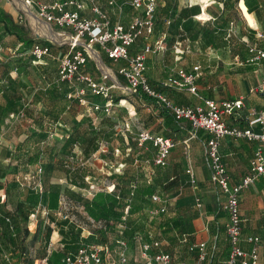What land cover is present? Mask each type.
Masks as SVG:
<instances>
[{"label": "crops", "instance_id": "obj_1", "mask_svg": "<svg viewBox=\"0 0 264 264\" xmlns=\"http://www.w3.org/2000/svg\"><path fill=\"white\" fill-rule=\"evenodd\" d=\"M126 1L128 0H116V3L120 2L119 4L122 6L125 4V9L128 10L129 7H127ZM220 1L178 0V13L184 9H190L189 15L182 19V23L188 29L183 31L180 25L175 28H158L151 38H140L133 47L132 53L142 52L146 45L152 47V51L146 55L148 81L156 91L162 93L175 106L189 107L200 105L203 101L201 98H211L218 101L243 99L247 107H256L263 110L264 96L252 94V90L257 87L258 82L264 77V61L249 63L248 60L251 57L250 47L264 49V0H239L236 3H233L232 0H225L226 7ZM95 4L97 5V3ZM164 5L165 0L163 3L160 2L159 7ZM198 7H200V10ZM80 15L86 18H95L92 8L89 9V13L84 9L80 12ZM203 15H207L208 18L202 19ZM199 20L209 23L202 25L199 24ZM175 23L176 18H171L167 24ZM231 24H233L232 27ZM33 25L35 26L34 22ZM49 27L54 31L52 26L49 25ZM33 28L35 30V27ZM231 29L233 33L229 37ZM193 35L196 38H192ZM65 41L66 38L61 43L63 44ZM158 45L161 47L160 49L157 48ZM97 47L89 46V48H86L93 60V67L91 68L92 70L95 69V74L91 70L89 72L92 75L94 74L93 77L97 79L105 75L111 79L112 83L119 80L121 85L126 87L127 83L124 78V82H121L120 77L122 76L119 71L127 63L125 61L114 62L109 60L100 46L97 45ZM99 60L111 74L105 73L99 64ZM196 67L200 68L196 81L200 97L191 95L186 91H179L170 86L172 81L180 79L181 72L195 73L194 69ZM119 91L126 92L125 89ZM130 94L134 97L132 92ZM138 101L148 107L146 110H138L142 114L143 127L140 130H146L155 135H163L171 139L174 137L180 139V141L182 140L180 143L182 153L178 155V161L174 159L176 157L174 154H176L179 146L176 143V147L172 150L166 166L160 167L155 164L152 166L153 174L157 173L153 176L152 182H150L155 191L153 195H159L168 201L167 212L154 216V220H159L156 225L159 232L174 233L175 237L171 240V243L179 242L182 247H188L190 252L196 254L197 258L192 264L197 261L198 252L197 250L191 251V248L194 245L205 244L207 253L206 261L203 263L205 264L209 260V249L212 252L217 250L218 253L223 255L229 247L228 238H225L226 224L228 222L227 213L224 211L226 196L213 183L207 164L205 146L209 135L200 132L196 139L191 140L190 149L186 151L184 141L191 136V126L185 122L170 124L168 118L159 116V110L155 104ZM7 112L10 111L7 110L6 114ZM245 116L246 111H241L234 117L227 116L226 121L230 126L244 128L246 126ZM33 118L27 120L33 121ZM2 125L3 122L0 124V145H3L2 141L10 138L9 135L6 136L2 133ZM44 126L43 124L40 128L47 132L48 127ZM49 126L52 127V125ZM33 129H35L33 125L29 127V136L24 140V143L20 142L17 148L28 147L31 149L44 144L49 146V139L41 142H36L32 139ZM49 129L51 130V128ZM133 140L136 141V138H133ZM258 146L259 144L256 142L242 139L235 140L230 137L221 141L220 152L227 167L231 186L240 185L250 174L251 160L254 158ZM170 159H172L173 163L169 165ZM23 161L27 162L25 155L21 159L17 158L16 163H22ZM4 162V159H0V163ZM54 162L58 164L59 157L55 158ZM69 164L74 166L73 163ZM28 166H35L36 170L40 167L43 168L44 175L40 176L38 181L40 185L33 183V187L30 188L26 197L17 198L13 202H9L11 193L7 191V184L0 179L2 186L0 189V214L6 212L5 209L15 212L20 201H28L25 202L26 206L29 207L31 205L32 212L26 227L29 229L27 238L32 241L31 244L24 245L29 249V252H27L28 258L34 261L35 258L45 257L47 252L52 250L53 254L50 258V264H59V254H63L59 253V248L63 250L65 248L63 242L64 240L67 241L66 233L62 232V234H59V225L57 223L59 222V203L57 208L51 209L49 207V192L51 189L44 188L42 182L46 176V162L42 160L41 163ZM190 169L194 174L195 185L192 184L191 176L188 173ZM70 177L59 172V168H57L51 173L50 184L58 190L60 187L61 195H63L65 187H62V185L64 180L68 181ZM157 182L166 185L167 189L172 191L173 197H169L168 194L162 192L156 193L154 184ZM197 200H200V207L197 206ZM158 207L159 204H157L156 209ZM169 211H173V217L164 218ZM240 212L242 235L243 237H259L261 239L260 264H264V177L258 178L254 184L241 192ZM40 214L42 215L40 216ZM32 215L35 216L33 217ZM46 216L48 220L45 219ZM161 217L164 218L163 221H161ZM176 218L181 219L182 227L186 229V232L180 233L175 229L170 230L171 223ZM53 224H56L58 229L54 230ZM24 238L25 236L23 235V240ZM136 241L139 246L144 242L160 241L162 243L158 238L153 241H145L140 236L136 237ZM225 241L227 245L223 248ZM163 246L162 243V248ZM162 248L161 250L167 253L171 250H163ZM243 248L249 250L250 246L244 243Z\"/></svg>", "mask_w": 264, "mask_h": 264}, {"label": "built area", "instance_id": "obj_2", "mask_svg": "<svg viewBox=\"0 0 264 264\" xmlns=\"http://www.w3.org/2000/svg\"><path fill=\"white\" fill-rule=\"evenodd\" d=\"M30 8H36V16L45 24L57 27L68 42L69 51L61 55L60 66L54 83L73 87L75 92L70 95L79 98L83 102L88 94L100 96L107 99L105 106L95 105V110L102 111L109 116L112 108L116 107L112 97L115 90L125 89L128 92L142 91L148 97L157 101L158 104L166 107L177 122H185L191 126V136L184 141L185 150L189 151L190 142L196 139L200 132L209 135L206 142L207 164L211 172V179L222 193L226 196L224 211L227 213L228 222L226 233L228 236L230 253L227 264H260L261 239L259 237H243L242 219L240 212V194L250 187L255 181L264 177V109L247 107L243 99L218 101L211 98H201L202 104L179 107L173 105L162 93L156 91L149 83L147 77L146 55L152 51L150 45H146L142 52L132 53L133 47L143 36L152 37L155 29V18L159 9V0H128L126 4L138 13L133 17L127 26L121 22L111 23L108 14L95 3L92 6V13L95 18H86L80 15L85 5L79 0L59 1L53 4H42L25 0ZM94 2L95 0H90ZM109 6L116 7V0H109ZM122 12V7L119 9ZM233 24H231V27ZM233 33L230 30L229 37ZM99 45L101 50L109 59L114 62L125 61L127 65L120 69L119 74L125 79L127 85L123 87L117 82L106 84L108 76L95 78L88 70L91 56L86 48ZM62 46V45H61ZM161 47L158 45L157 47ZM51 45L34 44L31 50L34 64H41L52 56ZM251 57L249 63L264 61V49L250 47ZM200 68L194 69L195 73H180V79L170 83L171 87L179 91L199 96L196 85ZM252 94L264 96V77L258 82ZM246 111V126L239 128L230 126L226 117H234L238 112ZM235 140H247L259 144L254 158L251 160L250 174L238 186H231L230 177L226 164L223 161L220 145L225 138ZM138 146L144 148L146 144L152 143L157 149L154 157L156 166L167 165L176 142L163 135H155L149 131L141 130L136 138ZM42 174L43 168L38 169ZM191 182L196 184L194 174L190 169ZM38 186L40 183H37ZM115 191V185L113 190ZM96 195V194H95ZM151 201L159 204L152 214L158 216L164 214L168 209V201L159 195H152ZM198 207L201 206L197 200ZM33 217L35 215H32ZM31 216V217H32ZM62 217V213H58ZM65 219H67L65 217ZM53 229H58L53 224ZM246 243L249 250L243 248ZM64 248V247H63ZM162 243L153 241L144 242L140 246V259L142 264H172V257L169 253L161 250ZM198 251V259L194 264H203L206 261V245H194L191 251ZM52 250L47 252L43 258H35L33 264H50ZM3 258L10 261V255L3 253ZM62 264H130L129 244L126 240H117L116 246L111 244H95L81 242L78 248L61 255Z\"/></svg>", "mask_w": 264, "mask_h": 264}, {"label": "rangeland", "instance_id": "obj_3", "mask_svg": "<svg viewBox=\"0 0 264 264\" xmlns=\"http://www.w3.org/2000/svg\"><path fill=\"white\" fill-rule=\"evenodd\" d=\"M36 3L42 4H53L61 0H30ZM85 5V11L89 13V9L92 8L94 3H97L103 11H105L111 23L121 22L125 26L132 20L133 17L137 16V12H130L125 9V4H117L116 7H111L108 4V0H79ZM261 1V0H259ZM21 2H23L21 0ZM164 2V0H160ZM255 3V1H254ZM122 7V12L120 8ZM0 9L6 11V13L12 17L15 25L24 29V33L27 38L34 40L45 45H53L51 50L52 56L47 58L41 64H29L31 56V47H25L16 41V38L6 36L4 34L3 25H0V63L11 62V76L19 83L20 95L23 99L18 102V107L22 111L21 114H15L7 112L3 120L2 133L6 136H10L9 140L5 139L2 141L3 145H0V159H4V163H0V179L7 185V191L11 193L10 201H14L17 198L22 199L29 193L33 183L37 184L40 180L39 177L44 175L39 174L38 169L34 166H28L26 161L22 163H16L17 158L21 159L23 155H27V151H33L36 148H17V145L29 136V127L34 126L35 131L39 134V131H44V137H48L49 147L57 146L62 147L67 138L73 133V127H78L82 133H84V140L92 138L99 130V127H105L106 134L102 137L100 142V150L93 155L90 159L86 160L83 156L81 148H78L72 153H63L61 159L73 163L74 166L79 169L84 168L87 172V177L84 180L83 188L74 186L71 181L64 180L62 187H65L63 195L59 201V212L62 213V217H59V234L66 233L67 241L64 240L65 248L59 253L65 251L75 250L81 242L102 244L98 238V232L106 229L109 235V242L112 246H116L117 240H126L124 237L125 230L130 226V229L135 230L136 237L140 236L145 241H153L160 239L163 243V250H170L169 253L172 255L173 264H192L197 258L195 253L189 251L188 247H182L179 242L171 243L174 239V233L159 232L156 222L154 220L152 212L156 209L157 204L152 203L149 200H145L143 203V210L136 216L130 217L126 212L123 214V218L113 219L109 224L105 221L95 222L89 217L84 207L74 200H71L65 191L69 193L80 194L85 199H92L95 194L99 192L110 193L113 190L115 180L112 179L113 174H122L125 171L138 172L142 180H146L149 183L152 182L154 170L152 169V162L149 157L141 160V151L134 149L130 146L129 137L137 138L136 135L142 129V114L138 110H146L147 106L140 103L134 97L131 96L130 92H121L115 90L113 97L119 98L120 102L116 107L112 108V112L109 116L105 115V121H102V111L95 110V105L103 106L104 102L99 101L93 103L92 100H84L80 102L74 111H69L66 108L68 102L55 101L57 90L52 91L53 81L55 76L58 74L60 66L61 54L66 53L68 49V42L65 41L60 44L48 37L38 36L33 28V20L29 17L25 11L23 12L20 6L15 0H0ZM36 8H31L33 15H36ZM34 15V16H35ZM36 17V16H35ZM209 22L200 21L199 24L205 25ZM55 32H61L57 27L52 26ZM144 38H151L143 36ZM63 48H59V46ZM94 48H98L97 45H93ZM52 48V47H51ZM101 51V50H100ZM102 52V51H101ZM17 59H23L21 63L17 62ZM107 63L106 61H104ZM93 60L91 59L88 64L89 71L95 74V69L92 70ZM4 68H0V102L3 101V89L7 87V82L3 76ZM93 74V75H94ZM111 79L108 77L106 84L110 85ZM59 87V86H58ZM58 87L56 89H58ZM61 87V86H60ZM56 105L58 110L63 111V118L54 126L50 127V123L47 119H44L45 110L50 111ZM30 109V112L34 115L33 121L27 120L25 116V110ZM42 113V114H41ZM42 116V118H41ZM27 121V122H26ZM36 121V122H34ZM48 127L45 130L40 128L41 125ZM112 126V127H111ZM51 128V130L49 129ZM112 128V129H111ZM44 139V138H43ZM172 139L179 145L176 150V161L179 160L178 155L182 153L180 139L172 137ZM43 148L46 144L42 145ZM173 155V156H174ZM172 158V157H171ZM170 159L169 165L172 164ZM123 165V166H122ZM171 167V166H170ZM66 174L65 172H61ZM167 173V172H166ZM77 181L82 183L81 178L77 177ZM51 185V184H50ZM61 186V185H60ZM156 193H166L169 197H173L172 191L167 189V186L161 182L154 184ZM63 192V191H62ZM114 192H118L115 190ZM5 207V205H4ZM7 211V209H5ZM0 218L4 213L0 214ZM38 215V214H37ZM42 214H40L41 216ZM173 211H169L164 218L173 217ZM49 217V216H48ZM65 217L67 219H65ZM38 218V217H37ZM161 217V221L164 220ZM48 220L47 216L45 218ZM39 220V219H37ZM41 222V221H40ZM154 222V223H153ZM45 225V224H44ZM24 245L31 244L30 239L27 238L29 229H27V223L22 222ZM90 233V234H89ZM225 238H228L227 233ZM129 244V256L130 264H142L140 259V246L139 243L128 242ZM227 242H224L223 248H225ZM25 247V246H24ZM26 251L29 252L28 247H25ZM173 249V250H172ZM167 250V251H168ZM211 252V253H210ZM209 260L205 264H226L227 253H218V251L212 252L208 250ZM61 255L59 254V264ZM11 260L9 264H19L20 260L18 256H10Z\"/></svg>", "mask_w": 264, "mask_h": 264}, {"label": "trees", "instance_id": "obj_4", "mask_svg": "<svg viewBox=\"0 0 264 264\" xmlns=\"http://www.w3.org/2000/svg\"><path fill=\"white\" fill-rule=\"evenodd\" d=\"M63 2L67 0H61ZM233 3L238 2L239 0H232ZM220 2L225 4V0H221ZM98 5V4H97ZM99 6V5H98ZM233 6V5H232ZM100 7V6H99ZM128 11L134 12L132 7L129 5ZM101 8V7H100ZM195 8V7H193ZM200 10V7H198ZM190 9H184L180 13H178V0H165V5L160 6L155 18V29L154 34L158 28H175L179 27V25L183 28V31L188 29L187 26L182 23V19H185L189 15ZM171 18H176L175 24L168 25V21ZM0 25H3L4 34L6 36L16 38V41L20 44H23L25 47H33L34 44H38L39 42H34V40L26 37L24 33V29L15 25L11 16H9L6 11L0 9ZM153 34V36H154ZM192 38H196V36H192ZM41 44V43H40ZM46 44V43H44ZM53 49V45H51ZM59 48H63V46H59ZM108 58V57H107ZM109 59V58H108ZM111 60V59H109ZM23 59H17L18 63H21ZM33 62V57L30 58L29 64ZM4 68L3 76L7 82V87H4L3 93V101L0 102V124L3 122L6 111L9 110L15 114H21L22 111L18 107V102H20L23 97L20 95L19 83L12 79L11 76V62L0 63V68ZM56 77V76H55ZM121 82H124L123 77H120ZM53 88L50 90V95L57 94L56 102L64 101L66 108L69 111H74L78 104L80 103L79 98L71 97L75 92L73 87H67L64 85H58L53 81ZM59 86V87H58ZM61 86V87H60ZM58 87V89H56ZM53 90H57L59 93H53ZM132 95L143 102L153 103L156 108L159 110V116L161 118H168L170 124H178L174 119V116L163 105L157 104L156 100L148 97L142 91L138 90L133 92ZM86 100H92L93 103L102 101L104 102L103 107L107 103V99H104L100 96H94L88 94ZM115 104H119L120 99L116 97H112ZM44 119H47L50 123L49 125L54 126L63 118V111L58 110L56 105L52 110H45ZM102 121L104 122L106 119L103 112H101ZM25 116L28 118H33V114L30 112V109L25 110ZM28 118V119H29ZM42 118V116H41ZM112 127V126H111ZM73 133L67 138L62 147L57 146H46L43 148L42 146L35 147L36 149L33 151H27L26 160L28 165H33L36 163H41L42 160L46 162V176L42 181L44 188H49L51 191L49 192L50 205L51 209L57 208L58 203L61 197V188L59 190L56 187L50 185V177L51 173L54 172L57 168H59V172H65L68 177H70L71 184L80 188H83L84 180L87 177V172L84 168L79 169L76 166H71L68 162L61 159V155L63 153H72L78 148H81L83 156L86 160L90 159L93 155H95L100 150V142L102 137L106 134V129L104 125L101 126L98 132L87 141L84 140V133L78 127H73ZM112 129V128H111ZM44 131H41L37 134L35 131L32 132V139L34 141H44L48 139V137H44ZM44 138V139H43ZM130 146L134 151H141V160H145L144 158L149 157L151 160L152 166H154V157L157 154V149L153 146V144H146L144 148H140L138 146L137 141H134L132 137H130ZM20 149V148H19ZM59 157V163L56 164L54 159ZM77 177L81 178L82 183L77 181ZM138 172H130L125 171L121 175L113 174L112 179L115 180V190L118 192L107 193V192H99L92 199H85L80 194L69 193L65 191V194L76 203L82 205L89 215L91 219L95 222L105 221L106 223H110L113 219L123 218V214L126 212L130 217L136 216L143 210V203L145 200H151V196L154 194L153 186L146 180H142ZM33 185L31 186V188ZM2 188L0 183V189ZM28 201H20L16 208L15 212L6 211L4 215L0 218V264H9L10 261H6L3 258V253L6 252L11 256H18L20 263L19 264H33V261L28 258L27 251L24 247L23 243V227L22 222L27 223L29 221L31 215V205L28 207L26 203ZM121 220V219H120ZM154 223V222H153ZM182 221L180 218H176L171 223V229H175L180 233L186 232V229L182 227ZM168 230V229H165ZM106 229H103L98 232V238L102 244H107L109 242V235L106 232ZM124 237L128 242L135 243L136 235L135 230L130 229V226L123 233ZM195 251V250H194ZM70 252L69 250L64 253ZM198 252V251H197ZM227 255L230 253L229 247L226 250ZM11 260V258H10Z\"/></svg>", "mask_w": 264, "mask_h": 264}, {"label": "bare ground", "instance_id": "obj_5", "mask_svg": "<svg viewBox=\"0 0 264 264\" xmlns=\"http://www.w3.org/2000/svg\"><path fill=\"white\" fill-rule=\"evenodd\" d=\"M15 1L20 6V8L23 11H25L29 17L32 18L33 22L35 23V26L33 25V27H35V30H36L35 32L37 33L38 36H44V37L46 36V37L62 44L61 42L65 38H63V35L60 32H59L60 34L54 32L49 27V25L45 24L44 22H40L39 21L40 19L34 14L37 17V18H35V16L33 15L32 11H31V8L27 5L25 0H22L23 2H21V0H15ZM207 18H208L207 15L202 16V19H207ZM37 19H39V20H37ZM99 64H100L101 68L105 71V73L108 72L109 74H111V72L104 67V65L102 64V62L100 60H99Z\"/></svg>", "mask_w": 264, "mask_h": 264}]
</instances>
